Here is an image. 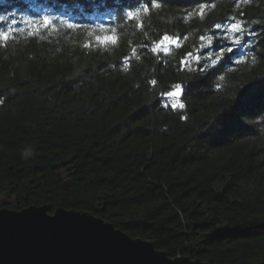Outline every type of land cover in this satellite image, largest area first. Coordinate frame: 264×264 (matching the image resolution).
I'll use <instances>...</instances> for the list:
<instances>
[{
  "label": "trees",
  "instance_id": "obj_1",
  "mask_svg": "<svg viewBox=\"0 0 264 264\" xmlns=\"http://www.w3.org/2000/svg\"><path fill=\"white\" fill-rule=\"evenodd\" d=\"M153 3L0 0V206L87 211L171 257L264 261V0Z\"/></svg>",
  "mask_w": 264,
  "mask_h": 264
},
{
  "label": "water",
  "instance_id": "obj_2",
  "mask_svg": "<svg viewBox=\"0 0 264 264\" xmlns=\"http://www.w3.org/2000/svg\"><path fill=\"white\" fill-rule=\"evenodd\" d=\"M0 264L212 263L171 257L152 241L133 237L87 211L59 207L50 213L44 205H31L22 209L0 206Z\"/></svg>",
  "mask_w": 264,
  "mask_h": 264
},
{
  "label": "snow or ice",
  "instance_id": "obj_3",
  "mask_svg": "<svg viewBox=\"0 0 264 264\" xmlns=\"http://www.w3.org/2000/svg\"><path fill=\"white\" fill-rule=\"evenodd\" d=\"M145 3H146V5H151L152 7H158V6H159L158 4H154V3H153V0H145ZM200 7H201V14H203V9H204L205 5H204V4H201ZM141 10L144 11V12H148L149 9H148L147 6H145V7H143ZM126 15H127V17H128L129 19H131V20H135V19H136V16L138 15V13H135V12H133V11H128V12L126 13ZM4 19H5L4 17H0V21H2V20H4ZM50 23H51V21H49V19H48L47 17H45V18H44V24H45V25H48V24H50ZM76 27H78V26H77V25H74V24H68V28H69V29L76 28ZM216 27L219 28V27H221V26H220V25H217ZM231 28H232L233 30H235V31H239V30H240V25H238V24H236V23H233V24L231 25ZM7 38H8V33L5 32V33L3 34V39L7 40ZM98 39H99V38H98ZM104 39H105V41H107V40H111L113 43H116V37H115V36L105 37ZM201 39H203V37H201ZM169 40H170V37H169L168 35H164L163 38H162V40H161V43H163L164 41H169ZM86 47H88V45H86ZM152 51H153V52H156V51H157V48L154 47V48L152 49ZM228 51H231V48H229ZM197 59H199V57H197ZM182 63H183V61H182ZM152 83L155 84V81H153ZM165 95H166L167 97H180V96L182 95L181 85H180V84H176V85H175V90H173V91H169V92L165 93ZM171 107H172L173 109H175V108H177V107H179L180 109H184V108H185V104H184V103H173V104L171 105Z\"/></svg>",
  "mask_w": 264,
  "mask_h": 264
},
{
  "label": "rangeland",
  "instance_id": "obj_4",
  "mask_svg": "<svg viewBox=\"0 0 264 264\" xmlns=\"http://www.w3.org/2000/svg\"><path fill=\"white\" fill-rule=\"evenodd\" d=\"M4 197L3 196H0V200H2Z\"/></svg>",
  "mask_w": 264,
  "mask_h": 264
},
{
  "label": "bare ground",
  "instance_id": "obj_5",
  "mask_svg": "<svg viewBox=\"0 0 264 264\" xmlns=\"http://www.w3.org/2000/svg\"><path fill=\"white\" fill-rule=\"evenodd\" d=\"M174 89H175V88H174ZM181 89H183V91H185L184 88L181 87ZM183 94H184V93H183Z\"/></svg>",
  "mask_w": 264,
  "mask_h": 264
}]
</instances>
